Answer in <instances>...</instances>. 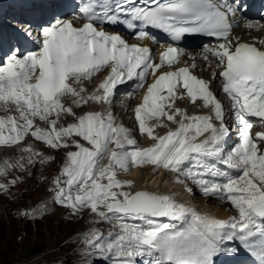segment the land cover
Segmentation results:
<instances>
[{"label":"snow or ice","instance_id":"1","mask_svg":"<svg viewBox=\"0 0 264 264\" xmlns=\"http://www.w3.org/2000/svg\"><path fill=\"white\" fill-rule=\"evenodd\" d=\"M243 11L236 0H84L74 14L82 24L60 16L39 25V39L34 41L38 50L10 46L0 57V107L18 113L0 116V146L26 154L0 164V177H7L10 169L29 173L37 163L55 160L34 144L23 146L26 138L56 151L74 147L66 152L50 190L54 203L73 216L90 210L99 217L95 222L118 226L107 239L98 229L86 234L88 247L95 249L86 255L99 254L96 264H223V257L238 260L242 253L252 257L253 264H264V132L253 136L250 131L254 123L264 125V49L233 35L242 22L237 13ZM117 24H124L138 40H154L148 29L157 28L173 41L197 34L215 41L202 46L201 57L209 67L215 61L222 91L231 100L239 131L230 149L224 146L230 134L228 113L211 90V81L193 74L197 57H191L190 65L176 67L185 53L170 45L157 63L150 48L102 30ZM32 28L29 23L20 30L23 39L33 42ZM259 43L264 45V40ZM108 68V76L85 95L84 82ZM149 76L153 82L134 110L139 133L152 141L148 147L138 146L112 113L77 115L62 102L71 96L76 108L89 101L111 105L120 85L135 81L134 91L128 93L134 98ZM185 98L193 104L199 99L211 107L212 115L189 116L175 107ZM62 115L75 122L57 128ZM165 119L177 125L175 130L163 123ZM149 120L156 124L149 126ZM157 127L168 130L159 135ZM205 133L209 135L199 139ZM215 159L239 175L209 167ZM145 166L176 174L180 184L192 181L204 195L230 202L238 216L224 220L200 213L173 196L132 191L133 181L118 178ZM22 182L19 177L0 182V194ZM23 215L42 218L35 212Z\"/></svg>","mask_w":264,"mask_h":264},{"label":"rangeland","instance_id":"2","mask_svg":"<svg viewBox=\"0 0 264 264\" xmlns=\"http://www.w3.org/2000/svg\"><path fill=\"white\" fill-rule=\"evenodd\" d=\"M67 150L76 149L44 151L55 160L37 163L29 173L10 169L7 177H0L4 183L17 177L23 181L8 194H0V264H96L99 259L98 254L86 255L95 253V249L88 247L85 236L92 229L109 234L114 227L107 222H95L99 217L89 210L86 214L81 212L78 219L73 218L77 215L53 201L52 181L59 176ZM8 152L12 156L4 158L0 151V164L5 160L13 163L26 155L19 150ZM26 211L42 218L25 217Z\"/></svg>","mask_w":264,"mask_h":264},{"label":"bare ground","instance_id":"3","mask_svg":"<svg viewBox=\"0 0 264 264\" xmlns=\"http://www.w3.org/2000/svg\"><path fill=\"white\" fill-rule=\"evenodd\" d=\"M1 151H3L2 157L4 158L12 156V152H8L9 150L7 149H1ZM48 153L49 152H47V154ZM127 177H129L130 181L134 182L133 187L131 189L132 191L147 190L162 195L175 196L177 195L176 194L177 190H181V187H179L178 185L176 184L172 185L168 174L154 173L151 168L135 169V171H133L131 174L126 175V178ZM187 195H188L187 193L184 194V197H187ZM198 206L202 207L205 211H213L216 208L215 206L212 205V203L207 204L205 201L200 203ZM86 212L89 211L85 210V214ZM214 212H216V214H221V215L228 214L227 212L224 211V209H216L214 210ZM79 217L81 216L78 214L76 217L73 218L78 219ZM62 223L65 224L66 222L63 220Z\"/></svg>","mask_w":264,"mask_h":264}]
</instances>
